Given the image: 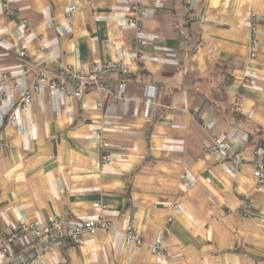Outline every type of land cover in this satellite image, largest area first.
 <instances>
[{
  "label": "crops",
  "instance_id": "crops-1",
  "mask_svg": "<svg viewBox=\"0 0 264 264\" xmlns=\"http://www.w3.org/2000/svg\"><path fill=\"white\" fill-rule=\"evenodd\" d=\"M70 4L77 9L68 20ZM10 8L16 15L0 5V231L55 216L81 221L100 212L99 202L113 229L62 242L38 264H264V186L252 167L264 142V0H143L148 44L137 63L130 0H11ZM116 58L129 72L99 79L126 99L107 105L93 84L80 96L43 86L16 108L40 71ZM242 75L250 83L238 97ZM215 134L236 158L206 150ZM244 196L249 216L239 209ZM128 229L141 246L125 241ZM158 237L160 256L150 250Z\"/></svg>",
  "mask_w": 264,
  "mask_h": 264
},
{
  "label": "built area",
  "instance_id": "built-area-1",
  "mask_svg": "<svg viewBox=\"0 0 264 264\" xmlns=\"http://www.w3.org/2000/svg\"><path fill=\"white\" fill-rule=\"evenodd\" d=\"M11 0H0V5L4 14L14 16L16 11L10 8ZM77 9L75 4H70L67 7L66 18L71 19L72 13ZM143 12V0H130V15L126 18V25L134 30L135 36L133 44L135 52L131 56V62H140L144 59L145 48L148 44L144 36V28L140 22V17ZM253 29L254 24L258 21L256 15L251 17ZM22 25H26V19L20 20ZM258 42L254 39L249 40V56L253 58L256 55V48ZM17 55L19 57L25 56L24 49H18ZM104 71H116L120 73H128L129 66L122 59L116 58L103 63L99 68L91 67L88 69L73 67L71 65H63L58 74L50 76L46 70L38 73L37 80L29 89H27L16 103V108L25 110L30 104L32 95L41 87L47 86L49 89L59 90L69 96H80L84 87L87 84H93L98 90H104L107 94L106 104H115L118 101L126 99V95L116 85L107 84L100 81L99 76ZM250 83L247 75L240 77V91L238 97L243 93L244 88ZM1 98V97H0ZM146 107L152 105V100L145 98L143 101ZM96 105L101 106V102H96ZM16 119V115L11 113L8 117L10 122ZM99 134V133H98ZM99 148L101 153V162L107 164L111 161L107 154V141L99 134ZM206 150L214 155H222L224 158L237 157L234 153L232 144L219 136L212 135L211 141ZM253 173L256 179V186H264V147H255L253 150L252 160ZM94 206L100 212L94 217H90L81 221L65 223L59 217H53L48 223L39 225L35 222L21 221L17 227L11 228L7 233L0 231V258L4 264H38L43 261L44 257L53 252L62 242L78 243L84 236H95L100 230L113 229V223L105 216L106 205L95 202ZM176 207V205H173ZM240 212L244 216L250 215V203L246 196L240 199ZM170 221V218H168ZM124 239L127 243L141 246L142 239L134 229H128L124 232ZM25 243L29 249L27 252L15 253L14 245L17 243ZM152 253L162 255L166 251L162 245L161 237L150 246Z\"/></svg>",
  "mask_w": 264,
  "mask_h": 264
},
{
  "label": "trees",
  "instance_id": "trees-1",
  "mask_svg": "<svg viewBox=\"0 0 264 264\" xmlns=\"http://www.w3.org/2000/svg\"><path fill=\"white\" fill-rule=\"evenodd\" d=\"M255 147H264V142H263V141H259V142H257V143L255 144ZM13 247H14V251H15V253H18V252H19L18 248H17L15 245H14Z\"/></svg>",
  "mask_w": 264,
  "mask_h": 264
}]
</instances>
